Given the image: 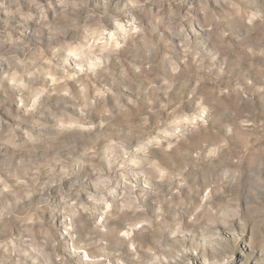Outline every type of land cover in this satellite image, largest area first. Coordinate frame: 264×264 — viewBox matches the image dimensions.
I'll use <instances>...</instances> for the list:
<instances>
[{
  "label": "clouds",
  "instance_id": "clouds-1",
  "mask_svg": "<svg viewBox=\"0 0 264 264\" xmlns=\"http://www.w3.org/2000/svg\"><path fill=\"white\" fill-rule=\"evenodd\" d=\"M0 264H264V0H0Z\"/></svg>",
  "mask_w": 264,
  "mask_h": 264
}]
</instances>
